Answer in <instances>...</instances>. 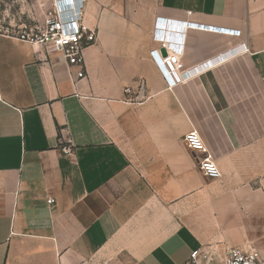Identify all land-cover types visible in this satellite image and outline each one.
<instances>
[{
  "label": "crops",
  "instance_id": "crops-1",
  "mask_svg": "<svg viewBox=\"0 0 264 264\" xmlns=\"http://www.w3.org/2000/svg\"><path fill=\"white\" fill-rule=\"evenodd\" d=\"M32 3L26 21L0 16V264H184L198 249L225 264L235 246L264 264V0H86L82 78L5 32L43 24ZM169 20L192 70L172 88L151 56ZM192 130L221 177L199 169Z\"/></svg>",
  "mask_w": 264,
  "mask_h": 264
},
{
  "label": "built area",
  "instance_id": "built-area-1",
  "mask_svg": "<svg viewBox=\"0 0 264 264\" xmlns=\"http://www.w3.org/2000/svg\"><path fill=\"white\" fill-rule=\"evenodd\" d=\"M86 0H53L52 6L47 10L43 24L36 26L23 25L15 29H5L7 34L12 37L31 44H40L45 47L52 46L71 65L80 66L78 77H85V59L84 48L93 43L97 38V33L94 30H89L83 24L82 8ZM163 22V21H162ZM191 26L204 28V25L198 23H186ZM168 27V28H163ZM208 29L222 32L225 34L239 35L240 30L207 26ZM181 30L180 28H177ZM171 24L161 23L158 21L154 29V39L158 42L159 48L153 49L151 56L163 74L168 87H175L185 83L190 77L192 70L185 69L182 61L183 47L182 33L176 31ZM166 50V54L163 53ZM213 64L209 60L201 66L209 67ZM146 82L140 81V88H144ZM128 93L132 92L131 88H127ZM183 141L186 146L197 154H203L199 158L198 166L201 172L211 179L221 177V170L208 147L196 130L187 132ZM61 151L68 156L73 155L74 149L71 144H65L61 147ZM48 203H52L54 198H48ZM205 260H211L212 257L208 254H202L201 250H194L190 258L184 264H200L199 257ZM261 254L257 250H246L243 247L235 246L228 250L225 264H262Z\"/></svg>",
  "mask_w": 264,
  "mask_h": 264
},
{
  "label": "rangeland",
  "instance_id": "rangeland-1",
  "mask_svg": "<svg viewBox=\"0 0 264 264\" xmlns=\"http://www.w3.org/2000/svg\"><path fill=\"white\" fill-rule=\"evenodd\" d=\"M36 1V0H34ZM33 0H0V16L2 14H16L20 15L21 21H26V16L30 11L35 10L33 7ZM38 2V0H37ZM44 3V4H43ZM52 0H41V4L37 3L36 7L41 12L43 10L49 9L52 6Z\"/></svg>",
  "mask_w": 264,
  "mask_h": 264
},
{
  "label": "water",
  "instance_id": "water-1",
  "mask_svg": "<svg viewBox=\"0 0 264 264\" xmlns=\"http://www.w3.org/2000/svg\"><path fill=\"white\" fill-rule=\"evenodd\" d=\"M168 23L171 24L176 29L177 28H180L181 29L184 26V23L183 22H178V21L169 20ZM163 53L166 54V50L165 49H163Z\"/></svg>",
  "mask_w": 264,
  "mask_h": 264
}]
</instances>
